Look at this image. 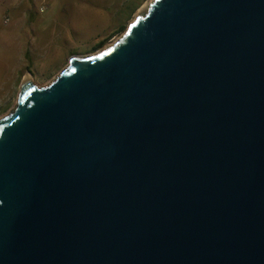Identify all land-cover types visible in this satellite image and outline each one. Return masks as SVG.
<instances>
[{
	"label": "water",
	"instance_id": "obj_1",
	"mask_svg": "<svg viewBox=\"0 0 264 264\" xmlns=\"http://www.w3.org/2000/svg\"><path fill=\"white\" fill-rule=\"evenodd\" d=\"M0 264H264V0H153L0 119Z\"/></svg>",
	"mask_w": 264,
	"mask_h": 264
},
{
	"label": "rangeland",
	"instance_id": "obj_2",
	"mask_svg": "<svg viewBox=\"0 0 264 264\" xmlns=\"http://www.w3.org/2000/svg\"><path fill=\"white\" fill-rule=\"evenodd\" d=\"M151 1L1 0L0 119L16 108L25 78L39 88L47 86L71 58L93 56L115 43ZM40 7L45 13H40ZM26 17L29 22L20 46L14 40L16 23H25ZM5 18L10 20L7 25ZM122 25L124 31L118 32ZM37 36L45 40L34 51L29 42ZM102 41L105 44L97 48ZM5 42H9L7 49ZM27 48L33 50L30 58L21 54Z\"/></svg>",
	"mask_w": 264,
	"mask_h": 264
},
{
	"label": "crops",
	"instance_id": "obj_3",
	"mask_svg": "<svg viewBox=\"0 0 264 264\" xmlns=\"http://www.w3.org/2000/svg\"><path fill=\"white\" fill-rule=\"evenodd\" d=\"M32 21V19H31ZM28 22H29V18L26 17V21L25 23H22L21 22H18L16 23V29H18V32L16 33V39H14L16 41V44L20 45L22 44V37L24 35V33H26V26L28 25ZM45 40L44 37L42 36H37L36 38H33L32 39V42H29V45L31 46V48H33L34 51L37 50V48L39 47V45L41 43H43ZM8 44L9 42H5V49L8 48ZM31 48H27L26 50H23V52L21 54H23L24 52V55L27 56V57H31V54L29 52H32L33 50Z\"/></svg>",
	"mask_w": 264,
	"mask_h": 264
},
{
	"label": "built area",
	"instance_id": "obj_4",
	"mask_svg": "<svg viewBox=\"0 0 264 264\" xmlns=\"http://www.w3.org/2000/svg\"><path fill=\"white\" fill-rule=\"evenodd\" d=\"M39 11H40V13H45V8L44 7H40ZM3 22H4L5 25H7L10 22V20H9V18H5Z\"/></svg>",
	"mask_w": 264,
	"mask_h": 264
},
{
	"label": "trees",
	"instance_id": "obj_5",
	"mask_svg": "<svg viewBox=\"0 0 264 264\" xmlns=\"http://www.w3.org/2000/svg\"><path fill=\"white\" fill-rule=\"evenodd\" d=\"M124 29H125V26L122 25V26L118 29V32H122V31H124ZM104 44H105V41L100 42L99 45L97 46V48H98V47H101V46L104 45ZM30 73H31V72H30Z\"/></svg>",
	"mask_w": 264,
	"mask_h": 264
},
{
	"label": "bare ground",
	"instance_id": "obj_6",
	"mask_svg": "<svg viewBox=\"0 0 264 264\" xmlns=\"http://www.w3.org/2000/svg\"><path fill=\"white\" fill-rule=\"evenodd\" d=\"M153 2V0L151 2H149L146 6H145V10L150 6V4ZM141 15V14H140ZM119 39V38H118Z\"/></svg>",
	"mask_w": 264,
	"mask_h": 264
}]
</instances>
